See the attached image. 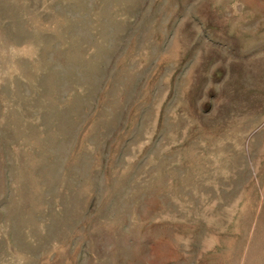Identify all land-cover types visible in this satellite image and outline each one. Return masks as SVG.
<instances>
[{
  "label": "rangeland",
  "instance_id": "obj_1",
  "mask_svg": "<svg viewBox=\"0 0 264 264\" xmlns=\"http://www.w3.org/2000/svg\"><path fill=\"white\" fill-rule=\"evenodd\" d=\"M0 264H264V0H0Z\"/></svg>",
  "mask_w": 264,
  "mask_h": 264
}]
</instances>
